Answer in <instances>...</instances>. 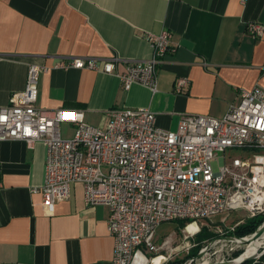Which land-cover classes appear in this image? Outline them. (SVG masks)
<instances>
[{
    "label": "crops",
    "instance_id": "obj_1",
    "mask_svg": "<svg viewBox=\"0 0 264 264\" xmlns=\"http://www.w3.org/2000/svg\"><path fill=\"white\" fill-rule=\"evenodd\" d=\"M253 22L264 26V0H0V106L24 90L36 63L49 67L40 74L37 106L75 109L91 125L125 107L149 108L169 130L185 115L220 118L242 89L264 88V29L253 37ZM164 30L174 50L158 67L156 89H126L118 73L151 59L145 34ZM74 56L120 61L113 74L55 67ZM179 77L189 80L181 94ZM46 158L43 141L33 149L24 140L0 141V264H113L109 208L86 206L82 184L54 212L44 206ZM178 226L161 224L158 234Z\"/></svg>",
    "mask_w": 264,
    "mask_h": 264
},
{
    "label": "built area",
    "instance_id": "obj_2",
    "mask_svg": "<svg viewBox=\"0 0 264 264\" xmlns=\"http://www.w3.org/2000/svg\"><path fill=\"white\" fill-rule=\"evenodd\" d=\"M263 29L253 22L249 33L258 37ZM145 35L153 56L118 73L126 89L139 83L155 90L158 67L174 50L170 31ZM119 61L74 56L59 59L55 67L113 74ZM47 70L31 64L24 90L0 106V141L24 140L29 149L46 144L40 191L49 212L69 198L74 184L84 186L86 206L109 208L113 264H151L170 242L169 235L162 242L157 238L164 223L218 216L224 222L241 210L249 218L264 214L263 87L242 89L223 117L185 115L176 130L159 127L149 108L129 107L108 110L107 121L95 126L82 121L75 109L37 106L40 74ZM188 86V78L179 77L174 90L181 94ZM64 124L74 126L72 135H64ZM236 149L247 153L232 155Z\"/></svg>",
    "mask_w": 264,
    "mask_h": 264
},
{
    "label": "rangeland",
    "instance_id": "obj_3",
    "mask_svg": "<svg viewBox=\"0 0 264 264\" xmlns=\"http://www.w3.org/2000/svg\"><path fill=\"white\" fill-rule=\"evenodd\" d=\"M63 132L64 135H70L73 131L64 126ZM230 153L232 155H244L247 152L246 150L236 149L231 150ZM213 165L215 170H218L219 162L215 161ZM218 218L219 217L202 218L196 221L197 224L192 220H179L177 222H169L177 224L179 226L177 227V230H173L175 234L167 233L164 235L162 234L161 236L160 234H157L158 237L161 238V242L168 235L171 238L170 242L166 246H164L161 251V255H164V257H166V260L161 263L164 260V257L160 256L155 259L154 264H167L168 262H174L175 260L180 262V264H184L186 261L192 259L194 252H201L213 240L211 237H208V239H203L204 235H201V229H203L204 227L208 228L211 233L219 235L218 237L226 236V231L229 230L231 226H234V224L240 218L246 221L249 216L246 212L241 210L233 212L232 216L224 222L219 221ZM196 228H199V230L195 232ZM188 231L192 234L190 233L191 235L187 238L186 235H189ZM263 235L264 233H262L261 236L257 238V241L255 243V246L259 249L260 253L264 251V243H262L264 240ZM246 244L247 243L238 244L231 240L216 239L215 243L207 250L206 254H204L201 258L196 259L191 264H198L204 261H210L213 263L218 261H229L236 259L243 253L246 248ZM258 249L254 251V254L252 256H256L259 253ZM247 264H264V254L254 260L249 261Z\"/></svg>",
    "mask_w": 264,
    "mask_h": 264
},
{
    "label": "trees",
    "instance_id": "obj_4",
    "mask_svg": "<svg viewBox=\"0 0 264 264\" xmlns=\"http://www.w3.org/2000/svg\"><path fill=\"white\" fill-rule=\"evenodd\" d=\"M264 222V214L255 216L253 218H248L246 221L235 226L234 230H228L226 236H236V237H246L252 235L258 227ZM201 235H204L203 239H208L211 237L215 239L219 235L211 233L208 228H203L200 230ZM198 252H194L193 256H196ZM248 263V262H247ZM245 263V264H247ZM167 264H180L178 261L168 262Z\"/></svg>",
    "mask_w": 264,
    "mask_h": 264
},
{
    "label": "water",
    "instance_id": "obj_5",
    "mask_svg": "<svg viewBox=\"0 0 264 264\" xmlns=\"http://www.w3.org/2000/svg\"><path fill=\"white\" fill-rule=\"evenodd\" d=\"M262 233H264V222L258 227V229L252 234V235H250V236H252L253 238H255V239H257L259 236H261V234ZM247 237L248 236H246V237H236V236H222V237H216L215 239H213L211 242H210V244L204 249V250H202L201 252H199V253H197V255L196 256H193L192 257V259H190V260H188V261H186L184 264H191L193 261H195L196 259H199V258H201L204 254H206V252H207V250L215 243V241H216V239H225V240H231V239H233V240H244L245 242L244 243H247ZM232 241V240H231ZM264 254V251L263 252H261L260 253V251H259V253L256 255V256H252V257H248V258H246V259H243V260H241V261H239V262H237L236 261V259H233V260H229V261H225V263L226 264H245V263H247V262H249V261H251V260H254V259H256L257 257H259V256H261V255H263ZM222 263H224L223 261H222ZM221 263V264H222ZM216 264H218V263H216Z\"/></svg>",
    "mask_w": 264,
    "mask_h": 264
},
{
    "label": "bare ground",
    "instance_id": "obj_6",
    "mask_svg": "<svg viewBox=\"0 0 264 264\" xmlns=\"http://www.w3.org/2000/svg\"><path fill=\"white\" fill-rule=\"evenodd\" d=\"M199 230V228H196V230H195V232L196 231H198ZM195 232H193V233H195ZM263 238H264V235H263ZM233 242H235V243H238V244H243L245 241L244 240H233V239H231ZM247 244H246V248H245V250L243 251V253L236 259V261L237 262H239V261H241V260H243V259H246V258H248V257H251L253 254H254V251L256 250V249H258L256 246H255V243H256V241H257V239H255V238H253L252 236H248L247 237ZM262 243H264V240H263V242ZM254 249V250H253ZM258 252H259V249H258ZM160 256H163L164 257V255H159V256H156L155 258H154V260H153V262L151 263V264H154V261H155V259L156 258H158V257H160ZM166 260V257H164V260L161 262V263H163L164 261ZM224 263H222V261H218V262H210V261H204V262H200V263H198V264H216V263H218V264H226L225 263V261H223ZM160 263V264H161Z\"/></svg>",
    "mask_w": 264,
    "mask_h": 264
}]
</instances>
